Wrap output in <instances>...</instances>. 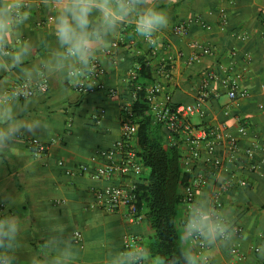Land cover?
<instances>
[{
  "label": "crops",
  "instance_id": "crops-1",
  "mask_svg": "<svg viewBox=\"0 0 264 264\" xmlns=\"http://www.w3.org/2000/svg\"><path fill=\"white\" fill-rule=\"evenodd\" d=\"M156 4L167 12L170 22L159 33L155 47L146 46L127 23L122 26L112 50L98 57L104 73L102 80L108 88L117 91L116 97L108 98L100 91L82 95L75 87L65 94L59 80H48V91L37 94L38 100L30 109L33 116L52 125L53 134L39 139L46 147L45 153L36 154L28 143L36 138L25 136L7 155L0 156V196L11 194L17 199L12 207L0 204V213L16 215L22 221L24 248L18 253L22 264L27 257L42 252L46 225L55 219L66 225L64 235L72 238L78 249L76 264H107L109 252L114 247L123 248V236H134L141 244L152 236L147 221L132 225L127 222L124 211L109 212L96 206L95 192L106 182L94 181L88 173L78 171L80 166L92 171L103 165L102 161H93L91 157L120 138L124 106L132 97L129 76L141 62L150 66L160 85L158 95L169 96L178 106L195 102L201 80L208 71L238 79L240 90L247 93L235 108L228 103L225 90L217 81L213 82L212 94L218 96L208 101L206 117L192 116L188 121L196 128L224 124L228 131H235L244 121L248 131L241 139V146H259L252 160L256 169H249L245 163L235 174L236 180L246 181V186L232 188L220 196V210L230 213L234 226L241 228V233L235 234L230 248L217 247L210 264H264V259L256 252L257 247L264 244V0H156ZM220 10L227 15L223 27L220 26ZM50 16L37 0V7L23 29L24 38L35 43L46 41L49 48H54ZM199 21L210 29L201 28ZM179 24L187 27V36L173 33ZM239 36L243 39H238ZM192 42L210 47L212 54L188 64L186 59L193 53ZM47 55L48 48L38 47L25 66L38 63ZM18 76V70H13L0 73V80L6 81L11 89L23 82ZM101 109L104 114L95 121L94 116ZM66 171H72V175H67ZM194 173L208 181L198 197L207 193L211 198L231 181L230 175L224 172L212 173L196 167ZM147 176L144 169L138 179ZM128 181L137 179L122 182ZM180 209L179 227L187 213L185 207ZM75 231L82 236L80 244L73 239ZM235 245L244 255L243 261L231 256L230 249ZM190 246L197 252L195 245L191 243Z\"/></svg>",
  "mask_w": 264,
  "mask_h": 264
},
{
  "label": "clouds",
  "instance_id": "clouds-1",
  "mask_svg": "<svg viewBox=\"0 0 264 264\" xmlns=\"http://www.w3.org/2000/svg\"><path fill=\"white\" fill-rule=\"evenodd\" d=\"M39 5L51 14L54 48L46 41L35 43L23 36L37 0H0V73L18 70V79L23 81L22 86L9 89L6 81L0 80V156L7 155L25 136L39 141L53 134L52 125L30 111L38 100L36 93L48 80H59L65 94L78 86L92 90L96 87V61L101 53L112 50L123 25L130 23L146 46L155 47L159 33L170 22L156 0H39ZM41 46L48 48V55L25 66ZM0 204L12 207L17 199L4 194ZM54 221L46 225L42 252L27 257L25 264H76L78 249L72 238L65 237L66 225ZM22 229L18 216L0 213V264H22L18 256L24 248ZM234 237L230 213L217 209L204 193L190 205L181 222L180 239L189 246L181 249L179 261H166L137 245L114 247L107 264H210L214 250L230 248ZM194 241L200 242L203 252L193 251L190 245ZM256 252L264 259V244Z\"/></svg>",
  "mask_w": 264,
  "mask_h": 264
},
{
  "label": "built area",
  "instance_id": "built-area-1",
  "mask_svg": "<svg viewBox=\"0 0 264 264\" xmlns=\"http://www.w3.org/2000/svg\"><path fill=\"white\" fill-rule=\"evenodd\" d=\"M220 26L227 23V15L224 10H220ZM201 28L209 30L210 26L199 21ZM264 25V18H263ZM177 36L185 37L188 35V29L184 24H179L173 29ZM238 39L242 40V36ZM264 43V38L262 39ZM193 53L187 57L188 64L199 62L201 59L212 54V49L200 42L190 44ZM181 57V54H179ZM139 69V68H136ZM104 73L98 59L96 61V73L93 77L96 81V87L88 90L85 86L75 87L77 93L88 95L95 92H104L108 98L117 96V91L108 88L103 80ZM130 79L136 77V70L130 73ZM130 81V80H129ZM218 82L225 90L228 103L237 108L239 100L246 98L247 93L240 90L238 79L227 76H219L213 71L204 74L200 83L199 93L194 103L189 105H180L173 107L169 96L160 97V85L155 83L146 88V99L149 102L152 122L155 125H161L165 132V141L168 146L176 148L182 152L181 164L183 170L189 174L190 182L188 185L180 188L182 206L186 211L190 205L197 199L198 193L207 185V179L200 174L194 173L196 167L212 173H228L230 182H226L218 189L211 199L217 209H221L222 203L220 196L223 192L236 187H245L246 181L237 179L235 174L238 170L243 169L245 163L249 169L255 170L256 165L252 163L257 144H252L248 148L241 146V139L247 135V124L244 121L239 123L235 131H228L224 124H218L214 127L196 128L192 126L188 118L198 116L203 119L207 114V104L212 96L218 95L213 93L211 84ZM22 83L13 87L22 86ZM49 85L36 93L45 94ZM212 94V95H211ZM136 99V94L132 93L131 101L124 106V115L120 122V138L107 149H99L91 157L93 161L100 160L103 165L89 171L87 166H80L79 173H88L94 181H105L106 185L95 192V204L101 209L109 212L124 211L126 220L132 225H141L146 221L145 213L137 208L136 181L122 182L137 179L143 174L144 166L138 155L136 141V126L129 119L132 102ZM104 114L101 109L94 116L97 121ZM29 145L35 149L36 154L45 153L46 147L36 139H30ZM59 165H62L60 162ZM67 175H72V171H66ZM241 228L235 227V234L239 235ZM73 239L76 243L82 242L80 232L73 233ZM196 246L197 253L204 251L199 241L192 242ZM142 246L139 240L131 235H125L122 238V246ZM231 256L236 261H243L244 255L239 252L238 246L235 245L230 249Z\"/></svg>",
  "mask_w": 264,
  "mask_h": 264
},
{
  "label": "trees",
  "instance_id": "trees-1",
  "mask_svg": "<svg viewBox=\"0 0 264 264\" xmlns=\"http://www.w3.org/2000/svg\"><path fill=\"white\" fill-rule=\"evenodd\" d=\"M136 77L128 87L136 94L130 108V121L136 126L138 155L148 176L136 181L137 208L145 213L152 236L142 243L153 256L166 261L180 260L181 249L187 247L180 239V188L189 184L190 176L181 164L182 152L168 146L161 125L152 122L146 88L156 83L150 66L141 62ZM173 107L178 104L170 102ZM182 264V262H181Z\"/></svg>",
  "mask_w": 264,
  "mask_h": 264
},
{
  "label": "rangeland",
  "instance_id": "rangeland-1",
  "mask_svg": "<svg viewBox=\"0 0 264 264\" xmlns=\"http://www.w3.org/2000/svg\"><path fill=\"white\" fill-rule=\"evenodd\" d=\"M147 173H148V171H147ZM179 230H180V227H179Z\"/></svg>",
  "mask_w": 264,
  "mask_h": 264
}]
</instances>
